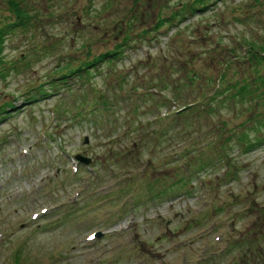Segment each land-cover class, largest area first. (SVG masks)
<instances>
[{
	"label": "rangeland",
	"instance_id": "rangeland-1",
	"mask_svg": "<svg viewBox=\"0 0 264 264\" xmlns=\"http://www.w3.org/2000/svg\"><path fill=\"white\" fill-rule=\"evenodd\" d=\"M7 1L0 25L13 20ZM11 1L24 24L7 33L1 64L0 103L13 111L0 117V264H264V142H236L259 131L244 115L260 98L230 97L235 80L264 84V68L238 54L264 47V0H200L195 11L197 0ZM215 75L230 93L220 115L179 107ZM146 92L166 102L149 108ZM178 107L179 120L148 138L152 113ZM194 130L207 150L185 192L176 154ZM224 154L236 166L225 178L211 157Z\"/></svg>",
	"mask_w": 264,
	"mask_h": 264
},
{
	"label": "trees",
	"instance_id": "trees-1",
	"mask_svg": "<svg viewBox=\"0 0 264 264\" xmlns=\"http://www.w3.org/2000/svg\"><path fill=\"white\" fill-rule=\"evenodd\" d=\"M8 5H9V9L10 11H12L13 13V20L0 25V79H4L6 77L5 71L2 68V63H3V49H4V42H5V38L7 33L9 32V30L11 28L14 27H18L20 25L24 24V13L23 11L18 7L16 2H13L11 0H8ZM198 5L195 8V6L190 5V10L191 11H195V10H203L205 8V5H201L200 0H197L196 2ZM183 4V5H182ZM181 7H179V11H174L173 15H178L179 12H181V10L184 9V6H187V3H181ZM200 6V7H199ZM175 24V23H174ZM178 24V23H177ZM252 42H246L245 45L243 44H238L239 46L242 47V52L240 53L238 51L239 56H247V58L251 61L250 63L253 65H261L262 68H264V47H262L261 45H256V44H251ZM118 52L117 51H112V52H106L103 55H99L97 56L95 59L90 60L89 62H85L84 64H82V66L80 68H76L73 71H67L65 73H58L57 77L55 79L60 80V83L63 84L65 83V78H67L69 75L72 76H78V73H80V71H87L88 68L90 66H92L93 68L95 67L94 62L99 61V62H103V59L106 58L108 60V57H114V55H116ZM82 68V69H81ZM97 70V68H96ZM196 71L193 70L191 71V75H193ZM190 78H192V76H190ZM261 83H264L263 81ZM208 84H209V92L203 94L201 97L194 99L192 97V100L185 104H183L182 106H179L181 108L185 107L188 108L189 110H191L192 112H190V115H197L199 113H203L207 112V113H211V114H217L220 115V111L222 110V107H225V100L228 98V94L227 93L225 95H222L223 92L226 91L227 86H223L222 84V79L220 76L215 75V77H212L210 79H208ZM169 86H171L170 84H168ZM264 84H255V82L253 83V80L249 81L247 79H240V80H235L233 83V92L230 94V97L233 98V102L234 103H243V104H247L249 102V99L251 98H255L256 96L260 98V100L256 101V104L259 103L260 108L258 109H254V111L252 112H246L245 119L247 121H251L254 125L256 126L257 130H261V132L259 131H255V136L249 137L248 135L246 136H238L236 138V142L238 144L239 147H243L244 150L246 148L250 149H254L256 146H258L257 144H261L262 142H264V88L259 89L260 87H262ZM166 86V85H165ZM175 86V85H174ZM177 86V85H176ZM68 91V90H66ZM42 92H40L41 94ZM146 96L149 97V104L152 105V102H154L153 106L151 107H157L159 110V106H160V102H166L164 101L165 96H155L154 93L152 92H146ZM220 97V98H219ZM162 99V101H158ZM35 100V98L33 96L29 97L27 99V102L31 104V101ZM224 102V103H223ZM223 103V105L221 106V104ZM178 107V109L176 108V110L173 111H167L165 113H163V115H160V113H152L151 117L148 118V122L147 124H149L150 126H152L151 130L147 129V135L148 138L151 137H155L156 134L159 135H163L168 131V128L171 127L173 120L177 119L179 120L178 112L180 111V108ZM248 107V106H247ZM232 112L235 113V107L234 105L232 106ZM151 110V109H150ZM157 110V109H156ZM157 110V111H158ZM169 110V109H168ZM203 110V111H202ZM13 111V104L8 102V103H0V117H5L6 115H10L11 112ZM173 117L172 119H168L165 120L166 117L168 116ZM173 115H176L173 116ZM163 126L160 129L154 128L153 124L162 122ZM150 126L146 127V128H150ZM127 128H130L129 126H127ZM254 128V127H253ZM221 129L220 127H217L214 129V135L212 136V142L215 143V141H218L217 139L219 137L218 134L220 133ZM197 133H200L199 137L201 136V134L203 133L202 130L201 132L194 130L193 134L185 137L183 139V141H186L185 145L180 146V150L178 151V153L176 154V157H178V159H183V163H182V168L184 169L182 172L185 174L184 177L180 178V183L182 185L186 184L187 180H189V178H185V177H191V179L193 181H196L201 175L194 170L193 165L191 163L192 159H202V155L203 152L205 150H207V146L205 147H200L198 145V143H194L195 139H196V135ZM151 134V135H149ZM246 140V143L241 142V140ZM203 141V144H207V142ZM219 144L217 145L218 149L220 151L224 152V148L223 145L220 141H218ZM247 144V146H246ZM200 147V148H199ZM214 151H216V148H213ZM122 156L124 155L123 153L121 154ZM191 155H193L191 157ZM209 157V156H208ZM213 157L212 162L215 163L216 166V170L220 171V169H222L223 171L221 172V176L220 177H227V176H231L235 173L236 171V166L233 165L232 161L230 160V158L227 157V154L224 155H215V156H211ZM219 164L220 168H219ZM177 169V168H176ZM181 170V168H180ZM191 180V181H192ZM221 180V179H220ZM191 181H189L187 184L190 186ZM188 186V188H189ZM185 192L188 191L187 188L185 187V185L182 187ZM184 192V193H185ZM181 193V192H179Z\"/></svg>",
	"mask_w": 264,
	"mask_h": 264
},
{
	"label": "water",
	"instance_id": "water-1",
	"mask_svg": "<svg viewBox=\"0 0 264 264\" xmlns=\"http://www.w3.org/2000/svg\"><path fill=\"white\" fill-rule=\"evenodd\" d=\"M74 158L80 162H83L84 164H88L89 163V158L81 156V155H75Z\"/></svg>",
	"mask_w": 264,
	"mask_h": 264
}]
</instances>
